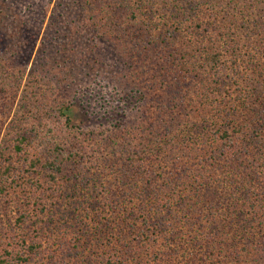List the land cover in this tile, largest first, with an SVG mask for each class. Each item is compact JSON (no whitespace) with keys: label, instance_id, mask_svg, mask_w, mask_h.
Listing matches in <instances>:
<instances>
[{"label":"trees","instance_id":"obj_1","mask_svg":"<svg viewBox=\"0 0 264 264\" xmlns=\"http://www.w3.org/2000/svg\"><path fill=\"white\" fill-rule=\"evenodd\" d=\"M79 1L88 27L132 70L122 77L133 82L128 94L146 102L134 80L148 84V74L160 90L138 118L84 131L68 98L84 59L105 70L107 54L70 49L54 66L42 56L28 76L55 71L57 82L28 79L14 113L26 72L0 62V207L15 210L0 227V264H45L31 225L59 215L78 235L81 213L119 205L134 246L115 241L80 264H264V62L261 46L252 52L239 35L264 36V0ZM11 5L0 2L2 42Z\"/></svg>","mask_w":264,"mask_h":264},{"label":"rangeland","instance_id":"obj_2","mask_svg":"<svg viewBox=\"0 0 264 264\" xmlns=\"http://www.w3.org/2000/svg\"><path fill=\"white\" fill-rule=\"evenodd\" d=\"M1 1L12 4V11H8L6 23L2 29L3 42L0 36V59H2L0 62L10 67V65L14 66L19 61L18 63L22 64L26 72L23 75L16 102L11 107V113L18 109L17 102L21 93L28 88H24V84L28 79H31L32 83L33 81L41 82L40 84L43 88H48L47 83L53 84L57 82L58 77L54 76L55 71H51L49 75L45 74L43 79L38 77L34 80L28 76L32 68H37L40 58L42 56L47 57L52 66H54L53 63L59 61L63 54L70 49H73L78 54L82 51L86 52L87 60L97 59L99 61L100 56L104 53L109 57V59H106L105 56L107 55L102 56L104 57L102 60L105 63V70H101L100 66L95 67L93 64H87L88 62L84 59L83 65H79L80 68L78 73H76L74 88L77 89V92L74 94L73 100L71 97L68 100L74 105L72 120L77 126H81L82 130L104 129L117 120H133L139 117L137 108L141 107L142 104L146 106L145 109L153 106L148 98L152 97L150 94L152 95L160 90L155 85L157 81H154L153 78L151 79L149 74L147 75L148 84L134 80L139 85H135L136 88H141L143 91L148 92L146 93V102H143L144 100L137 94L131 92L128 94L127 91L134 86L133 82L124 81L122 77L125 73H131L132 70L120 63L119 60L122 57L118 49H115L111 43L98 39L94 30L88 27L85 21L87 16L82 8L77 5L78 3L80 4L79 0ZM65 6L68 7V10L63 12ZM59 16H61L62 22L58 24ZM39 20H41L40 23ZM239 35L240 37H248L244 38L243 41L242 39L240 40L242 43L251 44L252 52L257 50L258 45L261 46L262 56L258 53L256 59L264 62L263 34L258 37H253L251 33H239ZM129 62H132L131 58ZM262 65V75H264V63ZM133 75L137 74L133 73ZM116 77L119 79L116 80ZM131 80L133 81V78ZM32 85L35 87L36 84L33 83ZM122 90H126V92H122ZM66 95L64 94V96ZM35 98L37 97H30V100H36ZM59 99H62V95H59ZM153 110L155 109L153 108ZM175 201L176 203L173 206H180L181 201L179 199ZM60 207V210L70 209L68 202H61ZM124 210H128V207L119 205L115 211L98 208L97 211H91L89 214L81 213L79 215L81 216L79 218V222H81L79 232L81 233L78 235H73L75 232H69L68 228L61 227L63 220L58 217L59 215L53 217L52 220L54 221H51L50 225L46 226L44 224L46 227L40 222L38 225H31L29 232L32 234L39 232L41 234L43 246L46 249L44 254L45 264H80L85 258H94L92 253L96 252V249L103 248L105 251L104 248L108 249L113 246L115 241L118 247H121V244L125 242H130L131 247L134 246V243H131L134 240V235H127L128 228L123 224V220H126L122 217ZM76 213L79 214L80 212ZM6 214L10 219L15 216V210L12 206L7 213H4L0 207L1 228L5 227ZM79 222L77 221L76 223L79 224ZM165 225H168V222ZM171 229L173 230V227ZM82 232L85 233L82 234ZM69 241L72 243L70 245L72 247L69 249L72 252L71 255L63 253L67 248L64 244ZM167 241H169L168 238ZM147 255V251H144V259H150Z\"/></svg>","mask_w":264,"mask_h":264}]
</instances>
